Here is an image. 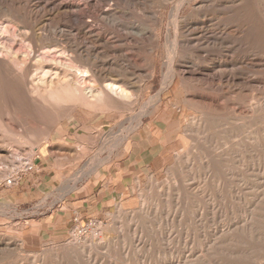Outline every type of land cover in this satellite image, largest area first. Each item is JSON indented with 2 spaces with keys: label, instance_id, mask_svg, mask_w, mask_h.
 Listing matches in <instances>:
<instances>
[{
  "label": "rangeland",
  "instance_id": "1",
  "mask_svg": "<svg viewBox=\"0 0 264 264\" xmlns=\"http://www.w3.org/2000/svg\"><path fill=\"white\" fill-rule=\"evenodd\" d=\"M16 1L5 2L10 12L0 6L1 20L13 14ZM54 1L73 19L79 6L85 21L97 6L114 8L115 3ZM205 1L189 0L182 10L183 18L201 23L191 39L201 44L202 72L196 77H202H177L158 107L148 110L141 134L125 137L134 123L132 112L121 116L78 106L69 115L38 116L15 104L17 90H9L0 126V183L25 161L40 159L49 180L20 206L3 197L15 187H0V264H264V0H246L243 6L237 0L226 13L213 10L215 0ZM224 1L231 0L219 2ZM19 2L23 10L33 9L34 0ZM117 2L128 19L115 29L108 22L107 29L117 30L122 51L137 54L140 66L145 55L127 51L126 37L137 40L140 30L150 29L160 35L157 46L154 38L141 39L152 48L146 56L152 57L155 75L138 73L139 112L162 85L175 39L170 24L175 0ZM131 158L141 168L126 194L136 197V205L119 203L76 220L65 238L45 232L39 219L51 213L57 199L94 186L103 174L116 175L117 164L124 162L128 169Z\"/></svg>",
  "mask_w": 264,
  "mask_h": 264
},
{
  "label": "bare ground",
  "instance_id": "2",
  "mask_svg": "<svg viewBox=\"0 0 264 264\" xmlns=\"http://www.w3.org/2000/svg\"><path fill=\"white\" fill-rule=\"evenodd\" d=\"M6 1L9 2V0H0V6H5ZM108 1L115 2L114 8H106V3H104L106 9L97 6L93 11L94 15L88 16L91 20L86 21L79 10L82 8H78L79 6H76L75 12L72 10V12L77 13V16L73 19L74 15L70 17L68 11L62 10L63 12H59L63 6L58 5L54 0H34L33 9L31 10H23L20 6L21 2L18 0L12 6L13 14L7 13L8 15L3 20L0 18L1 127L4 126V116L9 108V99L6 100V96L9 95L11 88H15L18 93H16L18 97L15 104H25L38 116L52 117L60 113L69 115L78 106L87 110H108L121 113V116L127 112H132L134 114L130 118L131 122L134 123L129 134L125 136L129 137L133 133L141 131L148 110L158 107L159 101L163 98L162 94L174 85L177 77L180 76L183 81H192L198 78L196 76L202 72V58H200L201 55L198 56L202 53L198 50L201 44L197 43L195 45L193 43L194 37L191 39L193 34L191 31L194 28V30H199L201 23H195L196 21L190 18L182 17V10L189 0H175L170 16V24L173 26L175 39L164 63L166 70L163 74L160 91L143 103L141 111H136L142 91L141 86L138 85L140 78L138 73L145 72L149 78L155 75V65L152 57L146 56V53L152 51V48L143 45L141 39L154 38L156 41L155 46H157L160 35L154 29L149 31L140 30L138 32L139 39L137 40H132L133 38L131 39L125 34L127 36L126 42L129 40V43H126L127 51L132 53L141 51L145 55L142 58L144 65L140 66L134 58L137 54L128 55L127 52L122 51V44H120L122 36L120 37L119 33H116L117 30L109 31L107 29L109 26L106 23L112 22L109 25H112L115 29L120 26L119 23L121 22L119 20H122V18L127 20L129 16L126 12L119 10L117 7L118 0ZM131 1L133 3L139 2V0ZM204 1L202 0V2ZM219 1L210 2L211 7L213 10L223 8L225 13L232 11L233 4L237 2V0ZM93 3L90 0L88 2L89 6ZM226 3L229 5H225ZM239 3V6L248 4L246 0H239ZM64 7V9H67V6L64 5ZM81 7H85V5ZM5 8L10 12L7 6ZM95 18L99 22L91 24ZM39 24L40 26H38ZM61 26L63 29H61ZM94 26L97 27V30L93 28ZM107 35H110V37L107 38ZM215 39L217 40V38ZM211 40L213 39L211 38ZM168 44H170L169 41ZM139 45H142V47H139ZM201 77L199 78L201 79ZM150 131L152 132V129ZM97 168L99 167L97 166L96 170Z\"/></svg>",
  "mask_w": 264,
  "mask_h": 264
},
{
  "label": "crops",
  "instance_id": "3",
  "mask_svg": "<svg viewBox=\"0 0 264 264\" xmlns=\"http://www.w3.org/2000/svg\"><path fill=\"white\" fill-rule=\"evenodd\" d=\"M36 171L33 172L32 177L25 179L20 185L16 186L11 191L4 194V198L12 204L28 203L31 201V196L40 193V190L46 188V182L49 180V176L45 173L44 168L41 165L45 163L40 160H35ZM115 167L118 168V173L113 175L103 174L97 178L94 186H89L86 190L75 194H67L63 198L57 199L50 209V214L45 215L39 219L40 225L45 224L47 234L50 237L59 235L61 238L69 233L71 224L78 220H87L90 217L98 216L104 211L110 210V208L117 206L119 203L122 206H134L137 203V199L134 196L126 195L130 190V178L135 185L137 177H139V168L137 161L131 158L129 168H125L126 164L120 163ZM107 168H110L108 166ZM124 170L126 172L124 173Z\"/></svg>",
  "mask_w": 264,
  "mask_h": 264
},
{
  "label": "built area",
  "instance_id": "4",
  "mask_svg": "<svg viewBox=\"0 0 264 264\" xmlns=\"http://www.w3.org/2000/svg\"><path fill=\"white\" fill-rule=\"evenodd\" d=\"M36 169L37 167L34 160H27L23 164L21 170L15 171L6 176L0 183V187L14 188L22 183L24 176L32 174Z\"/></svg>",
  "mask_w": 264,
  "mask_h": 264
}]
</instances>
